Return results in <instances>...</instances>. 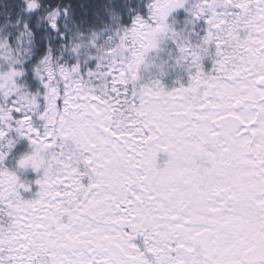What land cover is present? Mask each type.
<instances>
[{"label": "snow or ice", "instance_id": "6c2138e0", "mask_svg": "<svg viewBox=\"0 0 264 264\" xmlns=\"http://www.w3.org/2000/svg\"><path fill=\"white\" fill-rule=\"evenodd\" d=\"M0 264H264V0H0Z\"/></svg>", "mask_w": 264, "mask_h": 264}, {"label": "rangeland", "instance_id": "374dc122", "mask_svg": "<svg viewBox=\"0 0 264 264\" xmlns=\"http://www.w3.org/2000/svg\"><path fill=\"white\" fill-rule=\"evenodd\" d=\"M210 66V65H209ZM20 176H21V179H27V180H32L35 178V174L32 173L30 170L26 171V172H22V173H18ZM36 190V186L35 185H32V191L31 192H27V193H24L22 192V196L24 198H30L32 196V193H34Z\"/></svg>", "mask_w": 264, "mask_h": 264}]
</instances>
